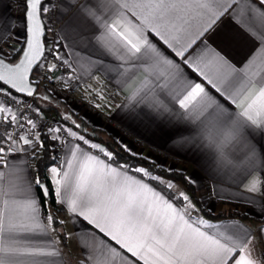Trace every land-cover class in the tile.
I'll return each instance as SVG.
<instances>
[{
    "label": "snow or ice",
    "instance_id": "snow-or-ice-1",
    "mask_svg": "<svg viewBox=\"0 0 264 264\" xmlns=\"http://www.w3.org/2000/svg\"><path fill=\"white\" fill-rule=\"evenodd\" d=\"M26 4L29 25L23 55L17 63L0 58V93L8 85L7 95H12L11 90L34 94L29 73L42 54L38 13H47L49 8L41 0H26ZM73 7L79 23L92 31L96 43L120 60V86L131 89L127 100L133 109L147 108L179 129L176 140L206 153L217 173L240 174L246 191H264V146L256 142L257 137H264V0H76ZM224 18L235 22L253 46L240 68L206 42L193 49ZM181 65L202 82L191 79ZM55 67L53 64L49 70ZM0 113L4 114L0 165L7 170L0 171V264H63L56 259L60 252L54 242L44 247L21 242L23 235L47 232L48 225L57 222L51 214L47 224L41 222L33 184L47 197L46 185L39 177L34 181L27 177L25 169L13 162L15 153L26 152L39 141V133L29 138L36 124L2 104ZM21 120L30 128L25 129ZM67 131L76 136L71 129ZM53 139L59 137L53 135ZM79 139L88 144L83 136ZM91 148L108 160L113 158L97 144ZM50 171L56 202L119 245L117 249L103 240L87 241L84 247L90 264H127L125 253L135 258L133 264H261L253 255L250 229L193 219L190 198L180 192L185 205L177 207V198H167L145 181L163 183L145 168L114 167L76 145L63 165ZM130 171L141 177L129 175ZM166 187L174 185L169 182ZM259 232L264 238V228ZM38 257L53 259L41 261Z\"/></svg>",
    "mask_w": 264,
    "mask_h": 264
},
{
    "label": "crops",
    "instance_id": "crops-1",
    "mask_svg": "<svg viewBox=\"0 0 264 264\" xmlns=\"http://www.w3.org/2000/svg\"><path fill=\"white\" fill-rule=\"evenodd\" d=\"M49 1L52 0H45L42 6H46ZM23 2L24 0H0V50H2L3 55L11 56L20 48L26 38V18L16 10V7L23 4ZM75 3L76 0H57L55 6L57 22L59 24L58 36L62 43L63 55L67 57L74 68V79L80 82L118 88L125 96L123 102L116 106L112 112L111 117L116 126L103 124L94 116H86L84 119L96 127L105 128L112 132L129 150L146 154L165 166L184 170L186 175L194 182L201 203L211 211L218 212L229 209L232 204H237L238 206L246 207L247 212L251 216L260 219L264 218V191L257 193L246 191L244 187L246 181L240 174L217 173L211 159L206 153L182 145L176 140V136L180 131L179 129L168 124L166 120L155 116L147 108L137 107L133 109L127 100L131 89H122L120 86V60L100 47L93 38L92 31L79 23L75 16V8L73 7ZM42 13L44 14V12ZM153 39L167 55L179 62V58L174 57V54L162 41L155 37ZM202 42H206L210 48L227 58L237 68L243 65L253 48L248 36L241 31L235 22L228 18L222 19L211 31L205 33L197 41L196 45H193V49ZM189 51L191 52L192 49ZM181 67L191 79L202 82L187 66L181 65ZM6 87L5 85L4 88ZM206 87L221 102L225 103L227 107H232L214 89H211L207 85ZM42 92L47 94L45 91ZM43 102L52 107L51 110L43 111L44 116L48 118L51 116L56 117L54 107L61 110L67 107L59 104V101L51 96L50 100H43ZM0 104L3 105L1 100ZM3 115V113H0V121L3 120ZM71 131L76 133V136L69 135L63 140L60 148L59 164L48 168V176L51 182V168H60L76 145H79L84 152L99 156L114 167L120 166L112 160H108L103 153L91 148L92 144H97L108 151L105 145L83 135L76 127H71ZM80 136H83L88 141V144L81 141L79 139ZM134 139L137 141H134ZM256 142L264 146V137H257ZM21 147L27 146L21 145ZM14 157L13 162L19 167L24 168L25 175L34 181L35 177L32 169L33 148H28L26 152L15 153ZM21 160L24 163H20ZM0 171L7 170L4 169L3 165H0ZM128 174L137 178L141 177V175L133 171H130ZM145 181L169 199L178 198L180 192H183L185 195L189 193L176 182H170L174 187L172 189L167 188L169 190L167 191L147 178H145ZM33 194L36 195L41 205L40 196L35 184H33ZM188 195L191 205L194 206V208L189 209V213L193 219L200 218L215 225L240 224L250 229L255 245L253 255L261 260V264H264V259H262L264 257V238H261L259 232V229L264 228V224L254 218L210 219L198 210L194 195L190 193ZM174 203L180 208H183L185 205V202H179L177 199H174ZM46 217L47 215L43 213L41 205V222L44 224H47ZM58 217L62 222L61 227H57L55 224L48 225L47 232L25 234L21 237V242L41 247L47 246L50 241L54 242L60 252V257L56 259L62 260L63 264H90L86 259L88 250L84 245L92 239L96 241L103 240L106 244L119 249V245H116L109 237L100 233L84 220L82 216L71 214L64 208ZM53 228L54 231L52 230ZM60 231L65 232V240L61 237ZM121 251L123 252V250ZM125 255L128 257L127 264H133L135 258L131 257L130 253H125ZM36 259L46 261L53 258L38 257Z\"/></svg>",
    "mask_w": 264,
    "mask_h": 264
},
{
    "label": "built area",
    "instance_id": "built-area-1",
    "mask_svg": "<svg viewBox=\"0 0 264 264\" xmlns=\"http://www.w3.org/2000/svg\"><path fill=\"white\" fill-rule=\"evenodd\" d=\"M57 0L47 2L46 7L49 8L47 13H42V17L46 27L47 39L45 41V53L35 69L36 84L39 89L46 91L52 97L58 99L69 109L78 112L83 118L86 116H94L103 124L116 126L112 119V112L116 106L121 104L125 99L123 92L114 87H108L102 84H92L88 82H80L75 80V71L70 61L63 55L62 43L58 36L59 24L57 22V14L55 10ZM59 57V58H57ZM64 61H67L65 63ZM55 68L49 70L51 65ZM34 74V73H33ZM8 87L4 93H0V100L6 107L12 108L13 112L23 113L36 124V128L32 130V136L38 133L42 127L43 121H50L58 124L61 136L58 140V152L62 142L68 136L67 128L63 126L61 120L57 117H46L36 103L35 96H25L12 91V95H7ZM24 128H30L26 120H21ZM62 125V127H61ZM13 131L17 129L13 128ZM134 141H137L134 139ZM39 141L35 142L33 148H38Z\"/></svg>",
    "mask_w": 264,
    "mask_h": 264
},
{
    "label": "trees",
    "instance_id": "trees-1",
    "mask_svg": "<svg viewBox=\"0 0 264 264\" xmlns=\"http://www.w3.org/2000/svg\"><path fill=\"white\" fill-rule=\"evenodd\" d=\"M16 10L19 11L24 16V18H26V0H24L23 4L18 5L16 7ZM46 39L47 34L45 35V41ZM25 41L26 38L22 42L20 48L11 56L3 55V57H5L10 62L16 61L24 48ZM32 81L37 83L34 74L32 75ZM40 102L42 104L43 110L46 111L52 109L51 106H48V104L44 103L42 100H40ZM59 104L63 103L59 101ZM53 109H55L56 111V117L62 119L69 125L76 127L79 132L96 140L100 144L105 145V147L108 149V152H111L113 154V158L111 159L113 162L119 165H123L130 169L141 167L145 168L151 173L152 176L159 177L160 181H162L163 183L158 182L156 180L151 181L156 185L166 189L167 191L169 190L167 189L166 184L169 182H176L177 184L183 186L190 194L194 195L199 211L206 217L214 220L254 218L260 223L264 224V218L260 219L251 216L247 212L246 207H241L237 204H232L229 209L221 210L218 212L211 211L207 206H204L201 203L199 196L197 195V190L194 182L186 175L184 170L165 166L163 164L158 163L157 160L146 154L129 150L123 143H121L117 139V137L112 132L108 131L105 128H100L92 125L90 122L84 119L78 112H75L69 109L68 107H66L64 110L55 107ZM77 125L79 127H77ZM41 144L43 145V147L40 146ZM57 150L58 147L55 145V139H53L50 135L46 124L40 132L39 147L34 149L33 152L32 169L34 177H39L48 188V195L47 197H45L42 190L37 187L42 205V211L45 215L51 214L54 220L57 222L55 223V226L61 227L62 223H60L61 221L58 217V214L61 213L64 208L56 202L57 197L54 194V187L48 176V168L52 165H58L60 162V153ZM177 200L179 202H184L182 197H178ZM60 235L64 240L66 239L64 231H60Z\"/></svg>",
    "mask_w": 264,
    "mask_h": 264
},
{
    "label": "water",
    "instance_id": "water-1",
    "mask_svg": "<svg viewBox=\"0 0 264 264\" xmlns=\"http://www.w3.org/2000/svg\"><path fill=\"white\" fill-rule=\"evenodd\" d=\"M44 1H45V0H41V5L43 4ZM38 15H39V20H40V22H41V26H42V35H41V37H40V43H41V46H42V54H41L39 60L36 61V62H34L33 67H32V71L29 73V80L32 82V88L34 89V94H33V96H35V97L38 98L39 100H42V101H43V100H50V96H49L48 94L43 93V92L38 88L37 84H36L35 82L32 81V75H33V73H34L36 67L39 65V63H40V61H41V59H42V57H43V55H44V53H45V35H46V27H45V23H44V20H43V17H42V11H40V12L38 13ZM25 17H26V41H27V37H28V25H29V21H28V19H27V10H26ZM26 41H25V45H24L23 50H24V49L26 48V46H27ZM23 50H22L20 56L18 57V59H17L16 61H14V62H11V63H17V62H19V59H20V58L22 57V55H23ZM0 58H4V59H5V63H10V61L7 60L5 57L0 56ZM1 83H2V82H1ZM6 86H7L8 88L10 87V86H8V85H6ZM13 91H15V90H13ZM16 93H18V92H16ZM18 94H21V95H25V96H27L26 93H18ZM45 97H47V99H45ZM45 185H46V184H45ZM46 187H47V186H46Z\"/></svg>",
    "mask_w": 264,
    "mask_h": 264
},
{
    "label": "rangeland",
    "instance_id": "rangeland-1",
    "mask_svg": "<svg viewBox=\"0 0 264 264\" xmlns=\"http://www.w3.org/2000/svg\"><path fill=\"white\" fill-rule=\"evenodd\" d=\"M37 69V68H36ZM34 75H35V71H34ZM42 91V90H41ZM46 92V91H45ZM47 93V92H46ZM48 94V93H47ZM49 95V94H48ZM49 96H51V95H49ZM52 97V96H51ZM54 98V97H53ZM55 100H57V101H59L58 99H56V98H54ZM35 100H36V103H37V105L39 106V108H40V110H42V111H44L43 110V108H42V104H41V102H40V100L38 99V98H36L35 97ZM51 118H52V116H51ZM58 118V117H57ZM59 120H61V123L63 124V126L65 127V129L67 128V130L68 129H71V127H74V126H71V125H69L68 123H66V122H64L62 119H60V118H58ZM47 124V127H48V131H49V133H50V135L52 136V138H53V135H58L57 133H55V132H52V131H50V129H56V128H59L60 129V127H58V124H56V123H54V124H52L51 123V120L49 121H43L42 122V128L41 129H39L38 130V133H39V136H40V132H41V130L44 128V126ZM61 127H62V125H61ZM62 130V129H61ZM78 130V129H77ZM83 134V133H82ZM83 135H85V134H83ZM59 136V135H58ZM68 136H69V134H68ZM67 136V137H68ZM60 137V139H61V136H59ZM60 139H55V145H56V143L58 144V140H60ZM59 147V146H58ZM33 148V147H32ZM34 149H36V148H33V152H34ZM58 151V150H57ZM189 193H186V195L189 197V195H188ZM199 210V209H198ZM59 215V214H58Z\"/></svg>",
    "mask_w": 264,
    "mask_h": 264
}]
</instances>
